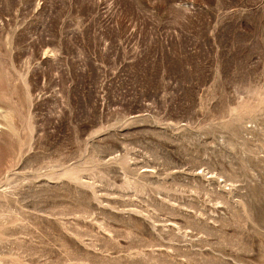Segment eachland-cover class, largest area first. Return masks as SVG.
<instances>
[{
	"label": "rangeland",
	"instance_id": "1",
	"mask_svg": "<svg viewBox=\"0 0 264 264\" xmlns=\"http://www.w3.org/2000/svg\"><path fill=\"white\" fill-rule=\"evenodd\" d=\"M0 264H264V0H0Z\"/></svg>",
	"mask_w": 264,
	"mask_h": 264
}]
</instances>
